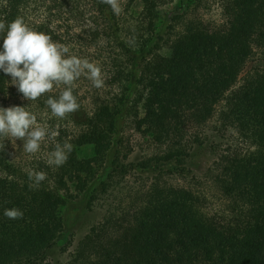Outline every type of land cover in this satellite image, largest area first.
Listing matches in <instances>:
<instances>
[{"label":"trees","instance_id":"obj_1","mask_svg":"<svg viewBox=\"0 0 264 264\" xmlns=\"http://www.w3.org/2000/svg\"><path fill=\"white\" fill-rule=\"evenodd\" d=\"M138 1L140 20L129 28L100 0H0V21L22 17L54 42L79 47L81 59L95 52L106 71L101 88L79 78V93L86 90L90 99L86 105L79 98L78 111L68 115L79 130L73 151L38 189H30L27 173L0 154V264H45L63 253L60 207L81 198L92 211L129 173L153 180L140 204L120 220L125 224L113 222L110 237L109 220L92 226L79 243L76 262L264 264V0H188L191 8L172 12L163 28L157 26L159 7L167 0ZM45 2L46 21L30 23L27 9ZM216 4L223 22L192 17L209 14ZM63 14L65 27L53 26ZM4 35L6 29L0 38ZM10 84L11 77L0 71V97ZM123 117L131 118L156 153L126 161L131 149L121 153L123 142L116 139ZM228 131L253 149L244 155L223 150ZM83 147L92 149L90 157H77ZM202 154L210 165L199 174L196 160ZM209 182L237 215L204 211L200 188ZM11 208L20 209L23 218H6L4 210Z\"/></svg>","mask_w":264,"mask_h":264},{"label":"rangeland","instance_id":"obj_2","mask_svg":"<svg viewBox=\"0 0 264 264\" xmlns=\"http://www.w3.org/2000/svg\"><path fill=\"white\" fill-rule=\"evenodd\" d=\"M122 7V12L120 16L125 20L127 27H134L140 20V12L142 9V4L140 1L135 0L133 3L129 4V0H120ZM188 0H167L159 7L160 18L158 20L157 26L163 28L167 25L168 18L172 12L183 11L188 6ZM46 5H50L48 2L45 4H39L36 7L30 6L27 9L28 20L30 23H41L46 21L47 8ZM196 15L202 16L206 23L219 24L224 21L223 12L220 5L216 4L212 6L211 12L209 14L203 13H193L192 17ZM68 14H63L60 20H56L53 26H63L65 27V20ZM197 17V16H196ZM64 23V24H63ZM73 33L79 32V26L76 22H71ZM63 29V28H62ZM64 45V44H61ZM68 53L66 55H75L79 57V47L76 45L68 46ZM3 50V38H0V51ZM166 50L163 53L166 54ZM84 56L82 59H87L89 62L96 64L101 69L102 79L105 77L106 71L102 66V61L95 57L96 53H85L81 54ZM88 55H90L88 57ZM83 88V87H82ZM77 91L76 99L79 104V98L82 100L83 104L88 105L90 96L85 93L86 90H82L79 93V79L76 81V86L74 88ZM64 90V86L54 87L53 91L47 94L53 95L52 98H59V95ZM45 94L36 101L25 100L17 90L15 86L10 84L9 91L5 96L0 97V108L7 109L10 107H26L27 111L35 114L37 117V123L41 126L48 128L49 133L56 132L55 137L48 136L41 143L40 150L36 154H28L23 150V141L14 140L12 138H0V145H5L3 150H0V154H6L11 161L17 164L25 173L28 174L29 171H42L46 173V180H48L49 173L51 174L56 170V166H49L47 160L49 159V154L54 151L56 143L63 144L65 142L72 144L73 137L79 132L70 118L67 116L65 119H60L54 117L51 114L50 108L46 105L45 101L47 97ZM131 118L127 117V122L125 118L119 121L117 127V140L123 142L121 153H125L128 149L131 152L126 161H136L140 160L142 157L150 156L156 153L158 150L152 143H150L149 138L142 136V134L135 130L133 123L130 122ZM228 143L223 146V150L229 149L233 154L235 151L237 153L244 155L250 152L253 147L250 142L243 138L240 134L235 131H228ZM118 147V146H116ZM115 149V148H114ZM130 151V150H128ZM92 155V149L90 147H83L79 150L77 148V157L85 158ZM196 163H200L199 174L203 173L207 167L210 165L206 156L204 154L200 155ZM111 159L107 161L105 171H110L111 169ZM105 171H103L99 179L105 178ZM45 180V181H46ZM153 180L148 177L147 174L140 173H129L125 178L121 180L118 189H114L111 195L108 196L106 200L100 201L92 211H88L84 208V203L81 198L69 200L65 205L60 207V216L62 217L64 224V233L61 239L60 246L65 247L63 253H58L53 256L45 264H79L74 259L76 251L79 250V243L83 241L85 236L90 232L92 226H98L105 219L112 223L108 228V236L110 234L114 235L115 226L113 222L118 221L119 223L125 224V221H120L121 219H128L129 214L132 213L133 209L140 204V198L144 194V191L148 188ZM171 185H181L186 186L187 182L178 180H169ZM98 185L94 182L90 189ZM200 192L206 197L205 202V212L211 216L223 217L239 213L238 209L233 206H229V201L226 198H222L221 194L215 189L210 187V182L207 186H202ZM233 210H232V209ZM114 226V227H113ZM100 232V229H99ZM106 237V238H107Z\"/></svg>","mask_w":264,"mask_h":264},{"label":"clouds","instance_id":"obj_3","mask_svg":"<svg viewBox=\"0 0 264 264\" xmlns=\"http://www.w3.org/2000/svg\"><path fill=\"white\" fill-rule=\"evenodd\" d=\"M100 2L110 6L115 15L121 14L120 0ZM5 29L0 71L11 77V84L28 101H36L52 92L54 87L63 85L64 90L58 99L49 97L45 101L54 117L65 119L78 111L73 89L81 76L87 77L95 88L104 86L100 67L87 59L66 55L69 51L66 46L54 42L49 35L32 30L22 17L7 24L0 21V32ZM129 43L135 44L134 36ZM49 135L55 137L57 133H49L47 127L39 125L36 115L26 107L0 108V138L23 141L26 153L36 154ZM4 146L0 145V150ZM72 151L71 143H56L54 151L49 154L48 165L63 166ZM27 175L30 189H38L47 178L42 171H29ZM3 214L10 220L23 218V212L18 208L5 209Z\"/></svg>","mask_w":264,"mask_h":264}]
</instances>
